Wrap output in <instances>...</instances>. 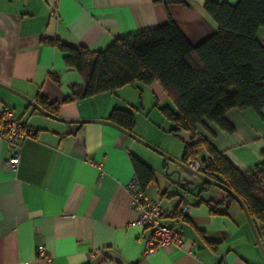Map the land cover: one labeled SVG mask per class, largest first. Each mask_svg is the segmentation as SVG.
I'll return each instance as SVG.
<instances>
[{
    "label": "crops",
    "instance_id": "obj_1",
    "mask_svg": "<svg viewBox=\"0 0 264 264\" xmlns=\"http://www.w3.org/2000/svg\"><path fill=\"white\" fill-rule=\"evenodd\" d=\"M206 1L0 0V102L16 117L30 118L36 132L21 140L16 170L5 168L9 149L0 138V264H264L239 204L232 203L227 213L223 209L213 213L206 203L197 204L199 198H211L203 193L197 197V190L189 193L179 185L176 164L103 122L114 108H123L147 112V118L155 113L173 127L162 109L174 113L177 109L162 86L127 85L75 98L73 87L82 86L84 79L49 42L97 52L118 37L173 21L196 46L218 29L204 8ZM259 40L264 44V28ZM38 95L58 105L59 117L91 122L48 117L28 100L36 102ZM226 119L235 128L233 134L206 122L196 126L197 137L236 168L255 169L264 162V114L233 108ZM180 138L184 146L192 141L186 130ZM184 146L179 154L171 146L163 150L181 161ZM132 155L154 170L155 180L143 191L173 213L163 222L179 224L181 245L145 253L149 231L136 222L127 193L130 182L138 178ZM206 156L207 150L199 148L197 159ZM257 228L264 247V235Z\"/></svg>",
    "mask_w": 264,
    "mask_h": 264
},
{
    "label": "trees",
    "instance_id": "obj_2",
    "mask_svg": "<svg viewBox=\"0 0 264 264\" xmlns=\"http://www.w3.org/2000/svg\"><path fill=\"white\" fill-rule=\"evenodd\" d=\"M204 8L218 29L196 46L173 21L118 37L107 49L97 52L58 40L49 42L64 54L65 64L84 79L82 86L73 87L75 98L158 82L177 109L176 113L162 109L173 121L171 130L178 134L186 130L192 136L184 146L181 162L187 165L197 159L199 148H205L213 160L203 173L236 193L254 223L264 222V162L255 169L240 170L196 135V126L206 122L233 134L235 128L226 119L227 111L233 108L264 114V44L259 40L264 28V0H237L236 4L207 0ZM36 103L59 117L58 105L50 103L47 96L38 95ZM108 121L135 134L136 120L131 110L114 108ZM132 162L144 190L155 180V172L134 155ZM210 186L200 187L195 196L200 197ZM222 192L221 199L199 198L197 204L206 203L213 213H221V209L227 213L232 203H238L232 195ZM255 227L259 234L257 224Z\"/></svg>",
    "mask_w": 264,
    "mask_h": 264
},
{
    "label": "built area",
    "instance_id": "obj_3",
    "mask_svg": "<svg viewBox=\"0 0 264 264\" xmlns=\"http://www.w3.org/2000/svg\"><path fill=\"white\" fill-rule=\"evenodd\" d=\"M36 132L30 125V118L24 120L15 115V111L6 104L0 102V138L3 139L9 149V155L5 158L4 166L7 169L16 170L21 160V140L35 136ZM213 157L208 155L204 159L190 160L187 166L194 171H202ZM261 192L264 197V181ZM130 199V207L137 212V223L149 231L146 240L145 253H154L165 246H179L183 243V235L178 223H165L163 219L172 212L165 210L159 202L147 197L141 188L138 178H133L127 187ZM264 235V222H255ZM43 247L38 251L43 253Z\"/></svg>",
    "mask_w": 264,
    "mask_h": 264
},
{
    "label": "water",
    "instance_id": "obj_4",
    "mask_svg": "<svg viewBox=\"0 0 264 264\" xmlns=\"http://www.w3.org/2000/svg\"><path fill=\"white\" fill-rule=\"evenodd\" d=\"M29 102L39 111H41L42 113H44L45 115H47L48 117H51L55 120L61 121V122H66V123H88L91 122V120H68V119H64L55 115H52L48 112H46L45 110H43L35 101H32L30 99H28ZM103 122L106 123H110L116 127H119L117 125H115L114 123L110 122V121H105L103 120ZM120 128V127H119ZM122 129V128H120ZM123 130V129H122ZM126 133H128L130 136H132L133 138H135L136 140H138L139 142H141L142 144L146 145L148 148L154 150L155 152L159 153L160 155H162L168 162H173L174 164H176L179 169L175 171L176 173V182L181 185L182 187H184L185 189H187L190 193H193L194 191L198 190L200 187L204 186L205 184H210V185H214L216 187H218L219 189L225 191L226 193H229L230 195H232L235 200L237 201V203L240 205V207L242 208V210L244 211L246 218L249 222V225L255 235L256 238V242L264 256V247L263 244L261 243L260 237L258 235L257 229L255 227V223L251 217V215L249 214V211L247 209V207L245 206V204L243 203V201L239 198V196L234 193L233 191H231L229 188H227L226 186L208 178L203 171H194L191 170L186 164H184L181 161H178L176 159H173L171 156H168L167 154L163 153L162 151L158 150L157 148L151 146L150 144L144 142L142 139H140L139 137L136 136V134L127 132L126 130H123ZM181 169V170H180ZM182 170L185 171L187 174L183 175ZM197 179V180H196Z\"/></svg>",
    "mask_w": 264,
    "mask_h": 264
},
{
    "label": "rangeland",
    "instance_id": "obj_5",
    "mask_svg": "<svg viewBox=\"0 0 264 264\" xmlns=\"http://www.w3.org/2000/svg\"><path fill=\"white\" fill-rule=\"evenodd\" d=\"M146 103L145 106H147ZM133 113L136 120L135 134L137 137L142 139L144 142L150 144L151 146L157 148L158 150L162 151L163 153L167 154L168 156L170 155L163 150V148H166L168 146H171V150L174 152V154H179L180 147L182 145L184 146V144L180 138V133L178 134L175 133V131H172V127L169 126L168 122V124H166V122L162 123L163 119L160 120L155 113H153L149 118H147V112H142L140 114L138 111L135 110ZM153 151L154 150H152V153H154ZM216 194L217 196H221L224 193L214 185H211L208 191L203 192V196L205 198H218L214 197Z\"/></svg>",
    "mask_w": 264,
    "mask_h": 264
}]
</instances>
